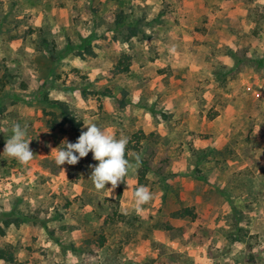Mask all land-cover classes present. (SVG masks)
Instances as JSON below:
<instances>
[{
    "label": "rangeland",
    "instance_id": "rangeland-1",
    "mask_svg": "<svg viewBox=\"0 0 264 264\" xmlns=\"http://www.w3.org/2000/svg\"><path fill=\"white\" fill-rule=\"evenodd\" d=\"M87 122L128 137L112 193L55 162ZM4 128L0 264H264V0H0Z\"/></svg>",
    "mask_w": 264,
    "mask_h": 264
},
{
    "label": "clouds",
    "instance_id": "clouds-1",
    "mask_svg": "<svg viewBox=\"0 0 264 264\" xmlns=\"http://www.w3.org/2000/svg\"><path fill=\"white\" fill-rule=\"evenodd\" d=\"M87 131H82L77 142L71 143L65 140L64 147L57 151L55 162L58 166L64 164L76 165L81 158L92 153V158L98 161L96 165H90L92 172L90 179L97 191L105 189L112 191L122 182L134 165L126 158L128 137L121 135L119 139L107 129L99 127L95 122L84 123ZM9 129H0L7 135ZM11 135L7 137L3 154L8 158L17 160L22 164L29 163L34 158V152L30 149L31 140L27 139V129L19 123L12 125ZM139 158L137 157V164ZM110 184L111 188H106ZM134 204L137 209L149 203L154 197L147 186H139L133 193Z\"/></svg>",
    "mask_w": 264,
    "mask_h": 264
},
{
    "label": "trees",
    "instance_id": "trees-1",
    "mask_svg": "<svg viewBox=\"0 0 264 264\" xmlns=\"http://www.w3.org/2000/svg\"><path fill=\"white\" fill-rule=\"evenodd\" d=\"M132 34H134V30H132ZM87 49V48H86ZM128 56H123V59L116 62V64H114L113 66V71L115 73H123V72H127L128 70ZM79 133L76 132V135H78ZM172 216L175 217H191L194 218V213L191 211V209L185 207L182 209H179L175 212L172 213ZM0 259L5 261V262H11L12 261V254L8 251H5L4 249L0 248Z\"/></svg>",
    "mask_w": 264,
    "mask_h": 264
}]
</instances>
